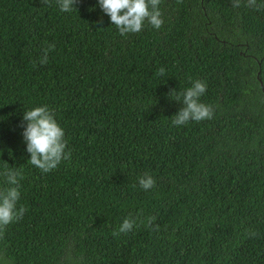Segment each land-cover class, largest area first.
Segmentation results:
<instances>
[{
    "label": "trees",
    "instance_id": "trees-1",
    "mask_svg": "<svg viewBox=\"0 0 264 264\" xmlns=\"http://www.w3.org/2000/svg\"><path fill=\"white\" fill-rule=\"evenodd\" d=\"M75 7L0 0V173L21 171L26 208L0 262L264 264V10L162 0L159 30L121 36L98 0ZM195 80L214 117L174 126ZM43 106L72 154L49 173L28 164L21 126Z\"/></svg>",
    "mask_w": 264,
    "mask_h": 264
},
{
    "label": "clouds",
    "instance_id": "clouds-1",
    "mask_svg": "<svg viewBox=\"0 0 264 264\" xmlns=\"http://www.w3.org/2000/svg\"><path fill=\"white\" fill-rule=\"evenodd\" d=\"M78 0H55L59 10L70 13L77 10L75 5ZM181 2V0H178ZM45 5L51 6L52 0H42ZM162 0H98L99 7L105 15L110 18L112 25L118 29L121 36L140 33L145 25L159 30L163 23V13L160 5ZM234 8L242 6L254 8L257 11L264 10V3H257V0H231ZM55 50V45H49L42 51L38 61L39 64L48 63L49 53ZM34 61V65H35ZM165 69L159 68L157 76H163ZM207 91V84L201 80L192 81V86L176 97V102L183 107L171 118L174 126L186 125L189 122H201L211 120L214 117L212 106L201 102V97ZM173 90L170 96H175ZM22 133L26 143V150L30 154L28 164L38 168L43 173H49L56 169L62 161L71 160V151H66L68 145L65 139V132L58 124L54 114L47 106L35 107L27 110L23 116ZM8 187L0 188V235L10 224L21 220L26 212V208L17 204L21 198L20 181L23 179L22 173L17 168H11L3 173ZM156 181L150 174H144L139 178V185L144 191H149L155 187ZM142 215V213L140 214ZM154 217H148V226H151ZM134 218H125L118 230L113 232V236L127 234L136 226ZM250 236L256 233L250 232Z\"/></svg>",
    "mask_w": 264,
    "mask_h": 264
},
{
    "label": "rangeland",
    "instance_id": "rangeland-1",
    "mask_svg": "<svg viewBox=\"0 0 264 264\" xmlns=\"http://www.w3.org/2000/svg\"><path fill=\"white\" fill-rule=\"evenodd\" d=\"M1 264H3V262H0Z\"/></svg>",
    "mask_w": 264,
    "mask_h": 264
}]
</instances>
